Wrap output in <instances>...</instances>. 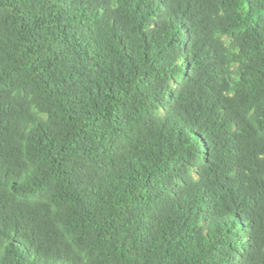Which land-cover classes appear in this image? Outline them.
Masks as SVG:
<instances>
[{"label": "trees", "instance_id": "trees-1", "mask_svg": "<svg viewBox=\"0 0 264 264\" xmlns=\"http://www.w3.org/2000/svg\"><path fill=\"white\" fill-rule=\"evenodd\" d=\"M0 264H264V0H0Z\"/></svg>", "mask_w": 264, "mask_h": 264}]
</instances>
